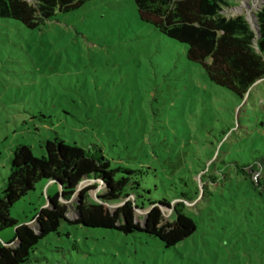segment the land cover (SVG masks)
Segmentation results:
<instances>
[{"label":"rangeland","instance_id":"1","mask_svg":"<svg viewBox=\"0 0 264 264\" xmlns=\"http://www.w3.org/2000/svg\"><path fill=\"white\" fill-rule=\"evenodd\" d=\"M227 1L228 15L245 14L254 26L263 0ZM57 135L85 148L98 143L112 166H151L143 181L151 196L195 197L188 213L198 227L166 247L144 232L63 221L30 264H264V78L244 98L215 83L186 44L141 19L135 0H89L34 28L0 18V193L13 146L27 143L42 156ZM258 158L261 189L241 172ZM204 172L218 176H204L205 195ZM89 184L62 200L73 219ZM58 190L38 182L11 215L37 229L36 215ZM147 210H137L139 221ZM164 211L172 221V209ZM14 236V227L1 232L3 241Z\"/></svg>","mask_w":264,"mask_h":264},{"label":"trees","instance_id":"2","mask_svg":"<svg viewBox=\"0 0 264 264\" xmlns=\"http://www.w3.org/2000/svg\"><path fill=\"white\" fill-rule=\"evenodd\" d=\"M89 0H0V18H15L28 27L54 19L58 12L72 11ZM142 20L152 23L167 36L187 45L188 57L199 62L209 78L244 98L253 85L264 78V0L256 12L257 30L245 14L230 16L227 0H135ZM45 154L37 156L31 145L13 146L10 171L0 193V264H30L40 240L52 232L60 233L63 221L91 228L118 229L125 233L144 232L160 239L164 246H175L197 230L188 213L195 197L183 193L181 199H156L143 184L151 166H112L103 148L93 143L85 148L68 144L60 136L49 138ZM241 172L255 188H262V158L241 166ZM259 172L257 178L255 173ZM203 181L204 195L207 184ZM241 174V173H240ZM208 175V174H207ZM208 178L216 181L217 174ZM90 184L79 192L78 217L69 216L64 199H71L82 183ZM38 182L58 185L48 195L31 223H20L11 215L12 206L36 188ZM98 189L96 198L90 191ZM262 193V190H260ZM120 203L112 210L108 205ZM148 209L145 222L137 210ZM165 208L172 209V221L165 222ZM14 227L12 240L3 241L1 232Z\"/></svg>","mask_w":264,"mask_h":264},{"label":"water","instance_id":"3","mask_svg":"<svg viewBox=\"0 0 264 264\" xmlns=\"http://www.w3.org/2000/svg\"><path fill=\"white\" fill-rule=\"evenodd\" d=\"M255 19H256V16H255ZM254 27L257 29V30H259V27H258V24H257V21H255V23H254ZM261 80V79H260ZM259 82V80L256 82V83H258ZM139 209V208H138ZM148 211V210H147Z\"/></svg>","mask_w":264,"mask_h":264}]
</instances>
